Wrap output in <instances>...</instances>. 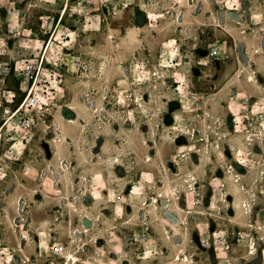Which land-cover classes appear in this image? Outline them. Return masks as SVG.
I'll return each instance as SVG.
<instances>
[{
  "label": "rangeland",
  "instance_id": "374dc122",
  "mask_svg": "<svg viewBox=\"0 0 264 264\" xmlns=\"http://www.w3.org/2000/svg\"><path fill=\"white\" fill-rule=\"evenodd\" d=\"M0 15L18 68L37 34L65 78L44 123L0 131V264H264V0H0ZM28 86L0 75V96Z\"/></svg>",
  "mask_w": 264,
  "mask_h": 264
},
{
  "label": "built area",
  "instance_id": "2783aa9c",
  "mask_svg": "<svg viewBox=\"0 0 264 264\" xmlns=\"http://www.w3.org/2000/svg\"><path fill=\"white\" fill-rule=\"evenodd\" d=\"M65 11H67V7L61 11L57 24L63 25ZM49 21L48 17L40 16L41 27H44ZM11 22L8 17L3 18L0 15V75L7 76L12 71L20 69L29 81V86L22 90L19 95L10 88H2L0 100H3V102L0 111V131L2 132L4 127L12 129V122L18 121L21 132L28 134L33 128L45 122L46 115L43 113L44 100L60 99L58 94L64 89L65 78L63 73L57 69L58 64L56 62L51 64L48 58L50 53L48 47L51 40L41 39L39 36L37 37V34H32L34 35L33 37L31 34L25 36L28 41H32L34 38L38 42L42 41L37 57L35 55L34 58L25 59L22 66L18 68V62L12 60V48L9 46L13 31ZM25 49L31 48L27 47ZM10 139L12 141V135ZM24 139H21V141L13 139V142L4 153L8 159L21 153V148L18 145L20 142L24 144ZM24 169L29 170L27 166H24ZM216 238V242L220 245L226 246L228 244V237L222 231L217 233ZM206 244H209V239L204 240L203 245L206 246ZM51 250L56 255L64 254V246L60 243H54Z\"/></svg>",
  "mask_w": 264,
  "mask_h": 264
},
{
  "label": "bare ground",
  "instance_id": "6f19581e",
  "mask_svg": "<svg viewBox=\"0 0 264 264\" xmlns=\"http://www.w3.org/2000/svg\"><path fill=\"white\" fill-rule=\"evenodd\" d=\"M177 2H179V1H177ZM250 80L252 81V80H255V76H254V74H252V76H251V78H250ZM58 140V139H57ZM173 223L174 224H176V225H182L183 223L184 224H187L188 226H190V223H189V221H187V220H185V221H182L181 219H179V218H175L174 220H173ZM85 231H83V233H84ZM180 257H181V255H180ZM69 258H70V260H71V262L73 261V260H75L76 259V255L75 254H73V253H69ZM186 259V258H185ZM67 264H72V263H67Z\"/></svg>",
  "mask_w": 264,
  "mask_h": 264
},
{
  "label": "crops",
  "instance_id": "0c3cea01",
  "mask_svg": "<svg viewBox=\"0 0 264 264\" xmlns=\"http://www.w3.org/2000/svg\"><path fill=\"white\" fill-rule=\"evenodd\" d=\"M132 229H134V227L132 228ZM148 232H149V228H148V230H147ZM137 232H140V233H143L142 232V230L139 228L138 230H137ZM144 235V233L142 234V237L141 238H143V240H144V245H146V243H148V242H150L151 240H149V237H146V236H143ZM152 242V241H151ZM144 245L142 246L143 248L142 249H144ZM237 246V245H236ZM143 253H145V252H143ZM147 259H149V258H147ZM143 260H146V259H143ZM252 260H254V257L253 258H251L250 260H248V264H253L251 261ZM242 261V260H241ZM245 260H243L242 261V263L241 264H243V262H244ZM226 262V261H225ZM222 263H224V262H222ZM246 264V263H245Z\"/></svg>",
  "mask_w": 264,
  "mask_h": 264
},
{
  "label": "water",
  "instance_id": "95a60500",
  "mask_svg": "<svg viewBox=\"0 0 264 264\" xmlns=\"http://www.w3.org/2000/svg\"><path fill=\"white\" fill-rule=\"evenodd\" d=\"M165 214L170 218L171 220L175 219L174 213L170 212L169 210H165Z\"/></svg>",
  "mask_w": 264,
  "mask_h": 264
}]
</instances>
